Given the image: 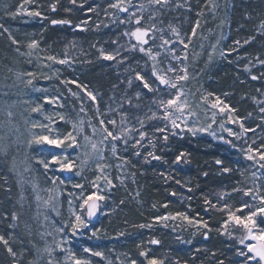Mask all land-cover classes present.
<instances>
[{"label":"trees","instance_id":"16d2710c","mask_svg":"<svg viewBox=\"0 0 264 264\" xmlns=\"http://www.w3.org/2000/svg\"><path fill=\"white\" fill-rule=\"evenodd\" d=\"M206 1L190 0L187 8H176L174 1L169 0L165 7L149 8L151 11L157 10L158 19L155 18L154 22L173 21L184 34L189 35L195 26L199 10ZM33 2L44 15L40 28L43 29L45 42L56 52L76 62V69H66L65 72L95 94L99 112L106 122L116 120L114 129L112 125L108 126L118 133L121 119H124L128 128L147 132L146 138L135 148L134 139H128L127 145L123 138L119 140L134 174L135 186L140 191L139 203L124 200L118 209L100 217L92 226L105 227L113 232H137L148 242L152 239L159 240V244L150 243V246L153 254L166 264H174L177 260L180 264H219L220 261L224 264H237L242 261L243 257L238 255V250L243 245L238 243L236 235L230 237L222 232L221 225L226 219V213L218 209L224 202L238 207L241 200H246L242 193H233L232 189L244 188L250 162L227 142H216L206 136L196 137L191 134L171 135L170 132L168 140L164 141L165 133L155 132V128L164 127L167 121L148 120L147 117L151 115L149 109L162 116V109L157 107L155 101L168 98V92L163 86L159 93L148 92L135 80V71H140L152 83V66L144 53L138 49L131 50V44L138 43L135 38L124 35L135 29V21L128 23V18L122 16L113 19L108 7L109 0H76L75 4L71 0ZM52 4H56L55 11L51 8ZM89 8L93 11H88ZM64 19L71 21V24L51 23L52 20ZM122 20L124 23L120 22ZM84 21H87V25L81 28ZM262 22L264 0H231L228 46H233L239 40L243 45L240 52L264 60V34L258 32ZM150 24L146 17L141 26L148 27ZM250 37L253 39L245 44L244 41ZM101 50L113 54L119 51L120 55L114 60H106L101 55ZM124 57L127 59H123ZM263 75L264 67L245 74L225 65L218 67L208 82L213 92L222 95L237 109L247 128L251 129L249 138L258 145H264V119L246 93L263 85ZM130 76L133 77L131 87L127 84ZM253 76L257 79H252ZM137 91L141 92L139 99L134 95ZM138 119L144 120L143 129L140 128ZM167 127L171 130L169 124ZM131 135L139 139L138 131H133ZM136 151L140 152L139 156L134 155ZM149 152L161 159H153L148 155ZM181 153L184 155L176 161ZM217 160L222 161V164H217ZM224 168L231 171L224 172ZM18 192V184L9 161L0 154V216L6 220L4 226L13 234L12 246L18 255L13 260V256L0 242V264H29L35 257L31 237L20 215H17L13 225L9 223L13 221L12 214L20 206ZM221 193L230 195L220 200ZM115 196L116 201L124 199L119 188L116 189ZM205 199L215 207H210ZM177 212L207 221L209 227L192 238L182 237L173 228L159 224L150 229L139 227L160 214ZM10 224L12 227H9ZM137 257L141 258L140 252Z\"/></svg>","mask_w":264,"mask_h":264},{"label":"rangeland","instance_id":"374dc122","mask_svg":"<svg viewBox=\"0 0 264 264\" xmlns=\"http://www.w3.org/2000/svg\"><path fill=\"white\" fill-rule=\"evenodd\" d=\"M109 1L110 3L116 2V0ZM173 1L176 8H187L190 3V0ZM141 4L145 5L143 12L139 10ZM21 5L23 10L15 18L7 14L16 11ZM177 5L181 6L177 7ZM213 5L216 7L213 8ZM124 7L128 8V12H120L117 9L109 8L111 17L113 19H118L120 16L129 18L135 12L138 16L143 15L144 19L146 17L148 19V16L152 13L148 0H131V3H125ZM230 7L231 0H207L204 2L194 26L196 28L195 36L192 35V32L189 35L184 34L180 26L173 21L170 23L154 22L155 19L149 21L151 24L155 23L158 29L162 28L164 31L163 33L156 31L154 35L149 32V36L146 37L148 44L144 47L146 49L151 48L154 53H161L157 57V70L162 69L173 79L175 74L167 72L170 65L177 69L187 66L189 78L187 81H179L178 84L183 87L191 109L196 115H188L185 112V117L177 121L181 124V129L175 131L181 134H190L182 131L184 128L182 121L189 125L195 124L197 127L211 124L209 131H215V137L209 135L208 132H198L195 136H206L216 142L231 141L230 144L235 145V148L246 160H248L246 158L248 147L251 146L253 149L251 154L255 159L248 160L250 164L245 176L244 188H254L256 185H260L264 190V169L260 167V163H264V161L259 160V153L264 152V145H258L255 140L250 139L249 131L245 132L240 139H237L236 136H229L227 131L220 128V124L223 122L225 128L240 133L243 131L240 124L243 123L245 128L247 126L244 123V118L239 116L237 109L222 95L213 92L208 85V82L213 78L214 71L220 66L226 65L229 68L243 71L245 74L264 67V64L260 63L261 58L248 56L240 52V48L243 46L242 43L228 46ZM30 11H39L41 16H30L28 15ZM155 18L158 19V16ZM43 19L44 15L33 0L29 3H25V0H0V24L4 25V28H0V149H3L0 150V154L9 161L18 184L20 206L16 214L20 215L34 246L35 257L31 261H37V264H48V260L51 259L53 264H73L71 259H66L68 256L67 249H71L77 258L90 260L91 264H131L132 260H135L137 264H147L145 257H137V253L139 254L141 251L148 252L150 257L163 260L153 254L150 243L144 241L145 239L141 234L124 231L113 232L105 227H94L92 226L93 222L86 218V211L80 207L84 196L97 191L90 183L95 180L97 175H107L108 179L112 181L111 185H107L103 179L97 181L101 187L99 194L106 197L105 200L101 201L99 218L113 213L119 208L121 201L129 199L132 202L139 203L140 191L135 186L134 174L129 168L127 157L119 140L111 141L109 138L104 144H100L99 141L102 139L100 131H97L95 135L92 134V128L89 124L99 130L101 127L99 121L104 120L100 112L98 115L96 111L99 108L98 101L97 99L92 101L86 94V92L92 91L87 87H77V84L85 85L65 72L66 69H76V62L68 56L56 52L45 42L43 29L40 28ZM133 20L135 21L134 18ZM197 22L199 23L198 27ZM86 25L87 21H84L80 27L85 28ZM169 25L177 28L180 37L188 44L187 48L176 40V36L171 32ZM5 28L8 31H4ZM258 32L264 34L261 25ZM161 35L165 39L173 41L166 49L159 47ZM13 39L19 43L14 44ZM32 40L38 41L39 47L30 50L27 45ZM173 48L175 49V55L181 57L180 61L173 59L171 51ZM137 49L139 50L138 47ZM29 52H31V55H28ZM50 55L57 57L58 60L67 59L68 63L59 64L48 60L47 57ZM146 57L148 58L147 55ZM148 60L152 66L153 61L149 58ZM27 72H34L36 74L35 78L23 75ZM29 79H32V85H27L26 82ZM71 80H75L76 83H62V81ZM33 88L47 89V92L34 91ZM69 89H71V92H69ZM172 91L175 92V90ZM72 92L77 93V96H73ZM208 93L213 95L208 96ZM45 95L57 96L59 100L53 104H45L43 101ZM246 95L253 102L261 118L264 119V113L260 112V108L264 107V75L263 85L257 87V89H251ZM204 96L208 97L207 103L201 100V97ZM217 97L223 102L220 107L226 104L228 109H234L235 111L225 109L221 113L219 107L212 108L211 104L215 102ZM25 101H36L44 104V111L48 114L54 115V113L60 112L66 118L78 124L83 121L84 132L77 139L81 145H84L87 143L83 139L84 135L91 137V141L97 143L98 150H102L104 156V159L98 162L106 164L108 167L100 172L96 168V159H93L89 161L87 166L83 167L81 175L75 174L78 169L65 172L59 171L57 168H50L45 171L42 165L36 162V157L40 147L47 150L48 146H33L32 149H29L26 144L29 133L27 126L24 124L26 118L42 120L43 116L39 113H32V105L25 103ZM60 104H63L64 107H60ZM81 107L84 111L80 110ZM9 111L13 114L11 117L7 115ZM213 113L216 114L215 122L212 119ZM229 116L235 122H228ZM54 119L57 121V127L62 133L71 130L69 123L60 121L59 117L55 115ZM106 126H108L107 122ZM35 131L38 132L39 129ZM220 137H223V139H220ZM112 143L117 146L116 155H113L111 151ZM87 150L90 154L92 153L90 144H88ZM68 151L73 158L80 152L79 149L75 151L68 149ZM98 154L99 152L93 154V156L96 157ZM77 163L79 162L77 161ZM253 173L256 174L255 177L252 175ZM55 177H59V179H56L53 183ZM61 181L64 182L61 183ZM75 184H83L84 187L83 189L73 187ZM118 188L124 197L121 201H116L115 193ZM248 199L249 197H246V200ZM69 201L72 202L71 209L82 215L87 222V227L79 229L75 235L72 234L70 228L64 227L65 222H70L73 219ZM245 212H247V209H245ZM175 214L163 213L158 216H175ZM186 215L189 219L203 222L200 219L190 217L188 214ZM156 217L147 220L143 225L153 227L159 224L170 227L174 231H178L180 236H188V238L194 237L198 232L205 229L199 224H189L187 220L180 217L164 221H159ZM5 222L6 220L0 216V235L9 240V245L13 249V234L4 226ZM9 223L13 225L15 221ZM151 227H143V229H150ZM57 228H64V231L58 232ZM228 230L233 231L234 229L230 225ZM222 232L224 233L223 228ZM235 235L239 237L241 231L235 230ZM134 242L135 244H132ZM58 244L60 247H57ZM45 248L53 249L51 256L44 251ZM85 248L91 249V251L85 252ZM92 252H101L103 256H93ZM17 257L16 253L13 260H16ZM164 264H166L165 261Z\"/></svg>","mask_w":264,"mask_h":264},{"label":"snow or ice","instance_id":"6c2138e0","mask_svg":"<svg viewBox=\"0 0 264 264\" xmlns=\"http://www.w3.org/2000/svg\"><path fill=\"white\" fill-rule=\"evenodd\" d=\"M31 0H25V3H29ZM71 3L75 4L76 0H71ZM131 3V0H116L115 3H110L108 5L109 8L117 9L120 12H128V8L124 7V4ZM169 4V0H148V5L151 6H160L165 7ZM82 6V5H81ZM181 5H177V7H180ZM216 6L213 5V8ZM51 8L53 11L56 10V4H52ZM145 9V5L141 4L139 6V10L143 12ZM23 10L22 5L16 9L14 12H8L7 14L9 16H12L15 18L16 15L20 14ZM26 11V10H24ZM65 11H71V9H65ZM88 11H93L92 8H89ZM28 15L30 16H41V13L39 11H30L28 12ZM157 15V10L152 11V13L148 16L149 21H153ZM133 18L135 19V29L131 32H125V36L134 37L135 40L138 42L137 44H131V50H136L137 47L139 48V51L141 53H145L150 60L153 61L152 65V71H151V77L154 79L152 80V83H149V78L146 75H142L140 71H135V80L140 82L143 89H147L148 92H161V86L164 87L165 90L168 92V98H160L155 101L157 107L159 109H162V116L158 115L157 112L149 111L151 112V115L147 117L148 120H164L167 121V124L171 125V130L168 129L167 124H165L164 127H157L155 128V132L159 133H165L163 136V140L167 141L169 138L168 133L170 132L171 135H177L175 130L181 129V124L177 123L178 120H181L182 117H185V112L188 113V115H196L194 111L191 109V105L189 104L188 97L186 96L183 87L178 84L179 81H187L188 76V70L187 66H184L180 69L174 68L171 65L167 68L168 73H174L175 78L169 77L162 69L160 71L157 70L156 62L157 57L160 56V52H153L151 48H145L144 45L148 44V39L146 37L149 36V32H152L153 35L156 31H159L163 33V29H158L156 27L155 23L150 24L149 27H142L141 23L144 19L143 15H137L135 12L131 14V16L128 18V23H132ZM121 23H124V21H120ZM51 23L53 25L56 24H62V25H68L71 24V21L69 20H52ZM86 23V22H85ZM199 26V23L197 22V27ZM79 27V25H77ZM0 28H4L3 24H0ZM169 28L171 32L176 36V40L184 45L185 48L188 47V44L185 43L184 39L180 37L179 31L177 28L172 27L169 25ZM261 28L264 29V22L261 23ZM4 31H8V29H4ZM196 34V28L194 27L192 29V35L195 36ZM11 38V35H10ZM253 38H249L248 40H245L244 43L247 44L250 42V40ZM161 44L159 47L161 49H166V47L173 43V41L169 39H165L163 35L160 36ZM12 42L14 44L19 43L17 40L13 39ZM190 42V38H189ZM237 45L240 44V41H235ZM27 47L32 50L39 47V42L36 40H32L28 43ZM19 51V49H17ZM173 53V59L180 61L181 57L175 55V49H171ZM28 55H31V52L28 53ZM101 55L106 60H114L116 56L120 55L119 51H116L113 53H104L103 50H101ZM185 59L187 57H184ZM48 60L54 61L59 64H66L68 63L67 59H57L55 56H48ZM123 59H127V57H124ZM123 62V61H121ZM261 64H264V60L260 61ZM11 71V69H9ZM183 73V74H179ZM23 75H27L29 77L35 78L36 74L34 72H27L23 73ZM19 78V77H18ZM47 78V77H45ZM252 79H257V77L253 76ZM27 85H32L33 81L32 79H29L27 82ZM62 83L69 84V83H76L75 80L71 81H62ZM127 84L129 87L133 84V77H129L127 80ZM155 85V86H154ZM77 87H86L81 86L77 84ZM115 87V86H114ZM34 91L38 92H47V89H37L33 88ZM172 90H175L173 93ZM69 92H71V89H69ZM87 96L91 98L92 101L96 100V96L88 91L86 92ZM73 96H77V93L72 92ZM135 97L139 99L141 97V92L137 91L135 92ZM213 95L212 93H208V96ZM57 100H59V97L57 96H47L45 95L43 97V101L45 104H53ZM201 100L205 103L208 102V97L204 96L201 97ZM25 103L32 105L31 106V112L32 113H39L43 116L42 120L39 119H25L24 124L27 126V130L29 133L28 139L26 141L27 147L29 149H32L33 146H48L47 150H45L43 147H40L38 155L36 157V162L44 168L45 171H48L50 168H57L59 171H65V172H72L74 169H78L76 171V175H81V172L83 171V167L87 166L89 161L96 159V168L103 172V170L108 167L106 164H101L98 161L103 160L104 156L102 153V150H98L97 143H94L91 141V137L88 135H84L83 139L87 142L84 145H81L77 137L84 132L83 128V121H80L79 124L77 122L72 121L71 119L66 118L65 115L61 114L60 112L54 113L56 117H59L60 121H65L71 125V130L67 131L66 133H62L59 128L57 127V121L54 119L53 114H48L44 111V104L36 102V101H25ZM129 103L131 104V100L129 99ZM223 102L219 99V97L216 98L215 102L211 104L212 108H218L221 113L225 111V109H228V105L224 104L223 107H220V105ZM139 105H137L138 107ZM60 107H64L63 104H60ZM81 111H84L83 107L80 109ZM229 111H235L234 109H228ZM97 114L99 115V108L96 109ZM260 112L264 113V107L260 108ZM7 115L11 117L13 114L12 112H8ZM251 115V113H249ZM215 116L216 114L213 113V122H215ZM138 122L140 124V128L143 129L145 127V122L143 119H138ZM228 122L232 123L233 121L232 117H228ZM121 127L120 131L117 133L113 129L116 125V120L110 119L107 121V125H112L113 129H110L108 126H106L105 120L101 119L99 121L100 129L98 130L95 126L89 124V126L92 128V134L95 135L97 131H100L102 135V139L99 141L100 144H104L106 141L111 139V141H118L122 138L124 139L125 145L128 143V139H134L135 143L133 144V147L135 148L136 145H139L142 140H144L147 136V132L143 130H137L134 128H128L125 125L124 119H121ZM184 123V128L182 131H186L187 133H190L191 135L195 136L198 132H208L209 135H212L213 137L216 136L215 131H209L211 129V124L207 126H200L197 127L195 124L189 125L186 122L182 121ZM220 128L224 131L228 132L229 136H236L237 139H240L245 132L250 131L251 129L245 128L244 124H240V128L243 130L240 133H235L229 128H225L224 123L221 122ZM36 129H39V131H35ZM133 131H138L139 139H135L132 137L131 133ZM75 133V134H74ZM220 139H223V137H220ZM151 142V141H150ZM227 143H231V141H226ZM88 144L91 146L92 153L90 154L87 150ZM235 147V145H233ZM68 149H73L74 151L79 149L80 152L77 154L75 158L72 157L71 153H69ZM3 150V149H0ZM111 151L113 155H116L117 153V146L115 143H112L111 145ZM98 156L94 157L93 154L98 153ZM253 152V149L251 146L248 147V154L246 158L248 160H254L255 157L251 154ZM134 155L139 156L140 152L136 151L134 152ZM149 156H152L153 159H161L159 156H154L152 152L148 153ZM184 155L181 153L176 157V161H179L181 156ZM259 160L264 161V152L259 153ZM77 161L79 163H77ZM127 162V161H126ZM259 163V161H257ZM217 164H222V161L217 160ZM260 167L264 169V163H260ZM224 172H229L231 169L224 168ZM206 175V173H205ZM255 177V173L252 174ZM59 179V177H55L53 179V183H55V180ZM103 179L107 185H111L112 181L108 179L107 175H97L95 177V180L91 181V186L95 189H97L96 192H93L87 196L83 197V202L80 205L81 209L86 211L87 217L91 218L96 214V212L99 210L100 201H103L106 199L104 195L99 194L101 187L100 184L97 183V181H100ZM64 181H61L63 183ZM179 183V181H177ZM73 187L81 188L83 189V184H75ZM233 193H242L244 197H249L248 200H241L238 207H234L232 204H229L227 202H224L220 205V208L218 209L221 212L226 213V219L223 221L221 227L224 229V234L229 235L230 237L235 235V230H240L241 235L238 237V243L240 245H243V248L238 250V255L240 257H243V260L240 262H237V264H264V190H262V186L256 185L254 188H233ZM226 193H221L219 199L224 200ZM123 203V201H121ZM205 203L209 204L210 207H215V205L211 204V201L205 199ZM72 202L69 201L70 205V212L73 219H71L70 222H65L64 227L70 228L72 231V234L75 235L77 231L81 228L87 227V222L85 218L76 213L74 210L71 209ZM167 207V205H164ZM155 207V205H154ZM245 209H247V212H245ZM176 217H180L184 220H187L189 224H199L201 227L208 228L207 221H197L189 219V217L183 213V212H177L175 216H157L156 219L159 221H164L168 219H175ZM17 214L14 212L12 214V220H16ZM259 220V223H258ZM233 227V231H229V226ZM9 227H12V225H9ZM139 227H151V225H140ZM58 232H63L64 228H57ZM209 231L211 229L209 228ZM204 235L207 237V232L204 233ZM0 242L4 244V246L7 248V251L10 255L13 257L16 256V253L13 251L12 247L9 245V240L5 239L3 235H0ZM151 244H159L160 241L156 239H152L149 241ZM57 247H60L58 244ZM246 249V251H245ZM45 252L48 253L49 256L52 255L53 249L52 248H45ZM85 252H90L91 249L85 248ZM68 256L66 259H71L73 261V264H91L90 260L83 259V258H77L75 253L71 251V249H67ZM93 256H103V253L101 252H92ZM140 256L145 257L147 264H164L163 260H159L155 257H150L148 255V252L141 251ZM29 264H37V261H29ZM48 264H53V261L51 259L48 260ZM131 264H137L135 260L131 261ZM174 264H180V261L177 260L174 262ZM219 264H224L223 261H220Z\"/></svg>","mask_w":264,"mask_h":264},{"label":"water","instance_id":"95a60500","mask_svg":"<svg viewBox=\"0 0 264 264\" xmlns=\"http://www.w3.org/2000/svg\"><path fill=\"white\" fill-rule=\"evenodd\" d=\"M100 204V207H99V210L96 212V214L94 216H92L91 218L87 217V213H86V218L89 220V221H96L100 214H101V201L99 202Z\"/></svg>","mask_w":264,"mask_h":264}]
</instances>
